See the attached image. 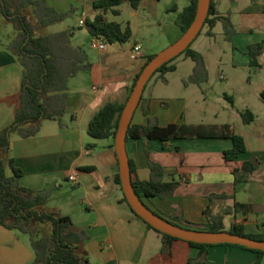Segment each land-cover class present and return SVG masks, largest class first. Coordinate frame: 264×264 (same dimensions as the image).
<instances>
[{
	"label": "crops",
	"instance_id": "1",
	"mask_svg": "<svg viewBox=\"0 0 264 264\" xmlns=\"http://www.w3.org/2000/svg\"><path fill=\"white\" fill-rule=\"evenodd\" d=\"M46 1L58 13L66 15V20L76 19L77 28H85L86 20L91 21L98 13L92 6L97 0ZM212 2L220 15H229L235 34L232 42L226 41L222 24L217 22L211 30L213 37L206 35L208 27L205 26L193 41L192 44L197 42L193 50L203 57L208 75L205 83L192 85L196 86L193 95H201L204 86H208L214 77V80H228L223 93L225 99L233 102V96L238 93L246 101H253L252 104L247 102L244 109L255 116L250 125L243 124L240 115L239 124H229L232 131L244 139L246 153L236 162H226L223 153L232 147L229 140L192 139L166 143L127 140V156L134 170L131 180L149 181L148 163L158 164L164 169L165 182L173 180L178 183L169 198L144 199L145 204L160 216L166 219L173 215L181 216L189 223L201 225L206 223L205 209L210 207L217 213L235 202L250 206V210L239 212L235 217L226 216L225 226L238 223L248 234L264 233V103L259 97L264 90V49L258 57L260 68L256 69L260 79L253 82L249 76L242 78L241 73L249 68V58L245 54L247 48L264 43V0ZM121 6L118 8L119 16H113L120 20H109L107 16H112L110 13L105 18L123 27L128 25L132 36L123 44H106L105 50L100 52L89 49L88 44L94 37L86 30L84 44L92 67L80 73L85 76L83 83L76 81L77 76L75 80H69L62 126L57 121H42L35 137L21 139L12 134L10 149L5 155L0 153V158L13 159L15 167L23 173L20 179L22 187L34 191L51 188L47 191H58L60 196L63 194L59 206L45 211L68 217L72 229L85 235L77 246V252L87 260V264H189V260L197 256L198 249L178 241L172 244L169 254L161 252V236L149 230L123 202L122 190L115 183L118 169L112 141L95 140L87 134V125L100 108L107 103L122 104L126 101L127 91L146 58L180 38L181 30L175 20L187 7L179 6V0H142L135 9L127 2ZM123 13L127 18L122 17ZM3 26L0 22V29ZM71 29L73 34H78L74 27ZM10 37L3 43L0 41V131L14 120L21 83L20 66L9 52L15 35ZM134 46L141 48L142 56L133 60L130 55ZM225 49L228 51L226 58L221 55V52L225 54ZM208 56L216 60L210 69L206 66ZM183 60L190 59L183 56ZM173 64L176 69L169 73L179 68V63ZM193 67L192 62L190 74ZM222 67L230 72V76L224 74ZM169 73L158 74L149 81L130 124L145 126L151 118L161 127L215 125V122L201 124L206 122L198 117L189 120L186 99L160 96L163 88L169 87L166 77ZM72 81L75 82L73 86ZM179 81L185 89L188 88L182 79ZM252 159L259 163L256 171L248 182L234 187L232 170ZM87 167L92 169H84ZM69 177H74L75 181H69ZM47 193L51 197V192ZM222 195L233 197V200L215 198ZM256 259L253 252L235 246L216 245L207 248L206 261L202 264H254ZM32 261L30 239L0 226V264H30ZM259 264H264V257Z\"/></svg>",
	"mask_w": 264,
	"mask_h": 264
},
{
	"label": "trees",
	"instance_id": "2",
	"mask_svg": "<svg viewBox=\"0 0 264 264\" xmlns=\"http://www.w3.org/2000/svg\"><path fill=\"white\" fill-rule=\"evenodd\" d=\"M141 1L97 0L93 2V10L98 13L91 21L86 20L85 28L87 32L92 37L103 40L106 44L128 42L132 36L130 27L128 25L123 27L117 22L107 21L105 15L110 13L112 16H119L118 8L124 2L135 9ZM196 5L197 0H190L189 5L178 14L175 23L180 28L181 35L191 24L196 12ZM29 8L32 9L36 23L30 21L25 14ZM0 15L16 31L9 52L16 58L21 69L20 91L15 106L14 120L9 126L0 131V153L5 155L10 149L12 134H17L21 139L35 137L39 132L42 121H57L62 126L61 118L64 116L66 109L68 82L81 72L89 71L92 64L83 47L74 48L70 45L71 38L74 35L72 29L44 36L36 35L39 30L63 22L66 18V15L58 13L46 0H0ZM217 22L222 24V32L226 41L232 42L235 30L229 15H220L211 0L208 15L203 25V27H208L206 32L208 37H213L211 30ZM201 32L202 30L197 37ZM191 45L179 56L162 65L151 76L150 80L155 75L163 76L166 73L175 71L176 68L173 62L180 56H184L194 63L192 72L188 79L184 81V84L189 83L199 86L205 83L208 75L203 57L191 49ZM263 49L264 43L250 45L247 48L245 54L249 58V68H260L258 57L262 54ZM154 56L146 58L139 74ZM139 74L127 91V99ZM259 97L264 103V90L260 92ZM125 102L122 104L111 102L100 108L89 121L87 134L95 140L110 139L114 147V137ZM144 113L147 115L148 111L145 110ZM239 115L245 125H250L255 120V116L249 110L241 111ZM192 139L229 140L232 147L223 153L226 162H236L246 153L244 139L235 134L231 127L226 124L221 126L177 124L161 127L154 119L149 118L145 126L130 124L126 137V141L157 140L163 143L172 140ZM258 165L259 163L252 159L244 161L239 168L233 169L234 187L248 182ZM116 168L118 169V165H116ZM129 168L132 177L134 170L130 160ZM148 168L150 170L149 181L131 180L135 195L143 202L144 199H166L171 197L177 189L178 183L173 180L165 182L163 180L164 169L160 165L149 162ZM7 169L10 171V175H7ZM84 169L90 170L92 168L87 167ZM22 175V171L15 167L13 159L9 157L0 158V226L9 231L30 235V246L33 252V261L30 264H87V260L77 252V246L85 239V235L72 229L68 217H61L56 213L41 209L40 207L46 204L49 194L45 191H34L22 187L20 185ZM115 183L121 189L118 173L115 176ZM215 198L233 200V197L226 195ZM123 202L129 207L131 213L149 230L161 236L162 253L169 254L172 244L181 241L153 229L131 210L124 197ZM249 210L250 206L235 202L231 207H226L217 213L212 212L208 207L203 212L206 223L201 225L189 223L181 216L173 215L166 219L152 211L171 224L188 230L212 233L226 232L264 242V233L248 234L241 224L232 223L228 227L224 224L226 216L235 217L237 213L248 212ZM38 223H49L51 225L50 236L34 238ZM185 243L198 249L197 256L189 260V264H202L206 261L207 248L216 246ZM221 246H235L255 253L257 259L254 264H259L260 259L264 257L263 252L246 247L228 244H221Z\"/></svg>",
	"mask_w": 264,
	"mask_h": 264
},
{
	"label": "water",
	"instance_id": "3",
	"mask_svg": "<svg viewBox=\"0 0 264 264\" xmlns=\"http://www.w3.org/2000/svg\"><path fill=\"white\" fill-rule=\"evenodd\" d=\"M210 1L211 0H197L194 18L187 30L177 41L156 54L146 64L136 79L135 85L121 112L114 137V152L118 165V176L123 196L131 210L153 229L184 242L204 245H238L264 253V242L261 241L226 232L212 233L188 230L171 224L169 221L150 210L145 203L135 195L131 183L129 159L126 151V137L133 114L141 100L143 90L151 76L162 65L179 56L193 43L203 28L208 15Z\"/></svg>",
	"mask_w": 264,
	"mask_h": 264
},
{
	"label": "rangeland",
	"instance_id": "4",
	"mask_svg": "<svg viewBox=\"0 0 264 264\" xmlns=\"http://www.w3.org/2000/svg\"><path fill=\"white\" fill-rule=\"evenodd\" d=\"M172 1V0H169ZM190 3V0H179V6L186 7ZM170 6V5H169ZM122 7V6H121ZM171 13V12H170ZM26 16L27 18L32 21L33 23L35 22V18L32 13V9L29 8L26 10ZM171 15V14H170ZM109 20L113 19H118L120 18H115L113 16L108 15L107 16ZM123 18H127V14L123 13ZM122 19V18H121ZM66 20V19H65ZM60 22L53 24L47 28H44L42 30H39L36 35H48V34H54L60 31L65 30L66 28L69 27L71 29L72 27L75 28V31L78 32V34H74L73 37L71 38L70 45L74 48L77 47H83L88 56H90L89 51L86 48V45L84 44V38H85V28H77V20H66V21ZM0 22L4 25L2 29H0V41L3 43L4 40H9V37L11 35L16 36V31L14 30L13 26L8 23L6 20L3 19V17L0 15ZM71 26V27H70ZM81 32V33H80ZM11 38V37H10ZM197 43V42H196ZM196 43L191 45V49H194L196 47ZM166 49L165 47H163ZM160 52V51H159ZM159 52L155 53L158 54ZM221 55L226 58L228 57V51L225 49V54L221 52ZM216 60L212 58L211 56H208L206 59V66L208 69L211 68L212 64ZM173 63H179V68L176 72L174 73H169L166 75V77L169 79V87L168 88H163V92L160 93V96H180L184 99L187 100V106H186V111L188 112L187 118L190 120L191 117H198L200 119L205 120L206 123H201V124H211L215 122L217 126L220 124H230V125H237L240 123V118H239V112L243 111L245 109V104L248 103H253V101L250 99L246 101L245 99L241 98L240 94L235 93L233 96V102L231 103L229 100L225 99L223 97V93L225 91V86L228 83V80L225 81H219V80H214V77L211 78L210 82L207 84L208 86H204L205 89L203 90L201 95L194 96L193 93L195 91L196 86H192L194 84H184V81L188 79V76H190V69L192 66V62L190 60H183V56H180L177 58ZM222 70L226 76H230V72H228L225 68L222 67ZM216 71V69H214ZM241 72V71H240ZM242 78L250 77L253 82L257 81L260 79V76H258L256 69L253 68H248L244 69L242 72ZM84 74H78L76 81L79 83H83V76ZM238 75H240L238 73ZM156 76V75H155ZM153 79V78H152ZM183 81V84L185 86H188L187 89L182 86L181 82L179 80ZM75 80V78L73 79ZM75 82H71V86H73ZM233 106H232V105ZM200 112V113H199ZM199 113V114H198ZM54 125H57L55 122H52ZM2 154H0L1 156ZM7 175H10V171L7 169ZM69 187V186H68ZM47 190H52L51 188L47 189L45 188V191ZM51 192V197L48 199L47 203L40 207L41 209L48 210L51 209L52 207L59 206L62 203V200L64 198L63 194L60 196L58 194V191H47ZM53 192V193H52ZM51 234V225L49 223H38L36 226V232L34 235V238H42V237H47L50 236ZM21 237L24 239H30V235H25L21 234Z\"/></svg>",
	"mask_w": 264,
	"mask_h": 264
},
{
	"label": "built area",
	"instance_id": "5",
	"mask_svg": "<svg viewBox=\"0 0 264 264\" xmlns=\"http://www.w3.org/2000/svg\"><path fill=\"white\" fill-rule=\"evenodd\" d=\"M80 25H83V22H80ZM88 47L89 49L102 52L105 50L106 43L103 40L94 37L89 42ZM141 56H142L141 48L139 46H134L131 50V55H130L131 59L133 60L138 59ZM69 181L74 182L75 181L74 177H69Z\"/></svg>",
	"mask_w": 264,
	"mask_h": 264
}]
</instances>
